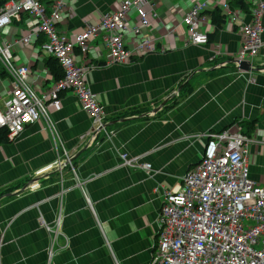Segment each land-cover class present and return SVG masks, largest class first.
<instances>
[{
	"label": "crops",
	"instance_id": "0c3cea01",
	"mask_svg": "<svg viewBox=\"0 0 264 264\" xmlns=\"http://www.w3.org/2000/svg\"><path fill=\"white\" fill-rule=\"evenodd\" d=\"M57 1L42 3L50 11ZM123 1L64 0L58 30L75 38ZM196 1L207 2L205 46L188 45L182 25ZM258 1L264 2L147 0L157 16L150 28L156 53L125 65L107 64V49L98 38L87 56L77 55L78 64L91 67L88 81L104 112L107 133L90 144L86 134L92 120L77 98L66 93L61 107L51 108L56 141L41 121L0 145V264L151 263L165 195L199 164L205 135L245 132L246 123L257 121L255 133L264 142V14L262 49L247 59L252 70L236 64L241 25L251 22ZM223 4L238 12L237 22L229 20ZM217 10L224 18H215L220 27L213 23ZM31 27L23 15L0 38L13 43ZM44 40L40 36L36 43L11 49L16 64L30 68L39 95L55 83L46 66L50 57L41 49ZM2 70L0 63V107L10 89ZM64 152L72 156L71 165L41 173L63 160ZM123 153L149 164L151 171L122 166ZM250 161L251 179L264 187V144L250 147Z\"/></svg>",
	"mask_w": 264,
	"mask_h": 264
},
{
	"label": "built area",
	"instance_id": "2783aa9c",
	"mask_svg": "<svg viewBox=\"0 0 264 264\" xmlns=\"http://www.w3.org/2000/svg\"><path fill=\"white\" fill-rule=\"evenodd\" d=\"M153 7L147 0H124L114 13L86 26L75 38L57 27L64 17V0L55 2L50 11L42 0H9L1 7L0 33L23 15L32 21L30 30L13 43L0 38V63L10 82L8 98L0 107V129L8 131L9 140L44 121L56 141L51 108H60L66 93L77 98L82 112L92 120L86 134L90 144H95L102 132L107 133L104 112L88 81L91 67L78 64L76 57L87 56L91 42L98 38L107 49V64L125 65L135 57L156 53L157 39L150 34L157 17ZM206 9L207 2L196 1L182 19L188 45L209 43L208 28L204 29ZM222 10L231 22L238 21V12L228 4H223ZM251 14V22L240 28L238 68L243 63L251 66L247 59L257 56L263 46L264 2L258 1ZM40 36L45 39L41 49L58 61L64 73L63 79L41 95L32 86L30 68L18 66L11 50L14 45L36 43ZM165 51L163 47L161 52ZM205 137L199 164L186 173L178 189L165 195L158 218V243L150 264H264V187L251 179L249 170L250 147L264 142L242 131L209 132ZM71 159L64 152L63 160L58 158L41 173L71 165ZM121 162L127 168L151 171L149 164L126 153L121 155Z\"/></svg>",
	"mask_w": 264,
	"mask_h": 264
},
{
	"label": "trees",
	"instance_id": "16d2710c",
	"mask_svg": "<svg viewBox=\"0 0 264 264\" xmlns=\"http://www.w3.org/2000/svg\"><path fill=\"white\" fill-rule=\"evenodd\" d=\"M8 1L9 0H0V8L3 7ZM239 3H241V2H239ZM213 16H214L213 23L214 24H217L218 27H220V22L224 18L222 16L220 18V12L218 10L214 13ZM215 18H218V20L220 22L218 20H215ZM46 66H47L48 70L50 71V73H51V75L53 77L54 82H58L61 79H63V77H64L63 70H62L61 66L59 65V63H58V61L56 59L50 58L47 61ZM2 71L6 75V73L4 72V70H2ZM245 125H246V131L245 132H242V133L244 135H246V136H249V137L253 136V134L256 131L257 121L248 122ZM8 143H10V140L8 138V131L5 128H2V129H0V145H5V144H8Z\"/></svg>",
	"mask_w": 264,
	"mask_h": 264
},
{
	"label": "water",
	"instance_id": "95a60500",
	"mask_svg": "<svg viewBox=\"0 0 264 264\" xmlns=\"http://www.w3.org/2000/svg\"><path fill=\"white\" fill-rule=\"evenodd\" d=\"M239 69H241V70H244V71H251L252 70V66H250V65H248V64H246V63H243L242 64V66L241 67H239ZM164 105H165V102L162 104V106L161 107H159L157 110H154L153 112H152V114H155V113H157L162 107H164ZM108 127V124L106 125V128ZM73 161V158L71 159V162Z\"/></svg>",
	"mask_w": 264,
	"mask_h": 264
},
{
	"label": "rangeland",
	"instance_id": "374dc122",
	"mask_svg": "<svg viewBox=\"0 0 264 264\" xmlns=\"http://www.w3.org/2000/svg\"><path fill=\"white\" fill-rule=\"evenodd\" d=\"M253 136L256 138L257 136H256V133L255 134H253ZM258 138V137H257Z\"/></svg>",
	"mask_w": 264,
	"mask_h": 264
}]
</instances>
